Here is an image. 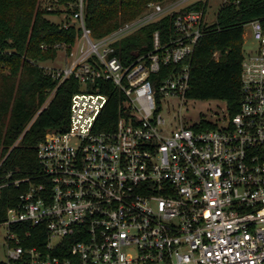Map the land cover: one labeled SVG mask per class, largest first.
<instances>
[{
  "label": "built area",
  "instance_id": "1",
  "mask_svg": "<svg viewBox=\"0 0 264 264\" xmlns=\"http://www.w3.org/2000/svg\"><path fill=\"white\" fill-rule=\"evenodd\" d=\"M188 1L149 2L137 19L96 39L79 0L71 25L81 34L70 63L45 70L58 85L42 110L66 79L80 85L68 127L40 143L35 178L0 176V196L8 185H27L1 223L8 228L2 264H264V16L245 26L256 46L243 50L237 114L228 108L192 126L180 116L173 128L163 102L190 100V60L215 23L209 0L182 11ZM175 13L167 44L156 31L154 50L122 62L123 38ZM179 64L182 70L160 75ZM109 84L126 108L115 129L100 131Z\"/></svg>",
  "mask_w": 264,
  "mask_h": 264
},
{
  "label": "trees",
  "instance_id": "2",
  "mask_svg": "<svg viewBox=\"0 0 264 264\" xmlns=\"http://www.w3.org/2000/svg\"><path fill=\"white\" fill-rule=\"evenodd\" d=\"M172 0H85L86 26L96 39L118 30L141 16L149 2ZM43 8L40 0H0V176L13 173L11 179L36 177L42 167L38 147L51 132L66 130L72 96L80 91L73 77L57 89L43 109L58 81L47 75L42 62L57 57V44L71 51L81 30L76 25L58 24L49 15L65 10L74 15L79 0H49ZM56 5V6H54ZM203 3L185 10L201 9ZM55 8H54V7ZM64 8V9H61ZM167 15L147 24L117 44V55L128 64L138 54L154 50L153 35L161 34L162 44L173 35V19ZM264 16V0H240L221 7L217 21L205 29L190 60V100H224L232 115L242 100L241 70L244 58L245 26ZM184 64L163 66L160 75L182 70ZM110 100L97 122L100 131L115 129L125 111V98L113 84L103 89ZM42 110V111H41ZM41 111V112H40ZM207 128L211 125L205 126ZM27 185H8L0 196V224L7 211L18 203ZM0 264H2L0 262Z\"/></svg>",
  "mask_w": 264,
  "mask_h": 264
},
{
  "label": "rangeland",
  "instance_id": "3",
  "mask_svg": "<svg viewBox=\"0 0 264 264\" xmlns=\"http://www.w3.org/2000/svg\"><path fill=\"white\" fill-rule=\"evenodd\" d=\"M224 0H209V8H208V20L210 22H216L217 15L219 10L221 9V4ZM170 2H176V0H172ZM194 3L193 0L185 2V6ZM40 4L43 8L49 7V0H40ZM56 6V5H54ZM53 6V7H54ZM55 8V7H54ZM64 9V8H61ZM63 12L55 13L49 15V19L58 24H67V22H75L72 16H68L65 10ZM176 11V10H174ZM245 36H244V50L251 51L255 48L256 42L252 36V30L250 26L245 28ZM136 32V31H135ZM133 32V33H135ZM131 33V34H133ZM130 34V35H131ZM66 44H57V57L55 59L42 62L40 65L44 68V70L50 69H62L69 65L70 61L68 59V50ZM72 51V49H71ZM70 52V51H69ZM71 59V58H70ZM163 110L162 115L166 119L169 125H172L173 128L177 127L176 118L183 117L186 121V124L189 126L194 125L199 122L202 118H212L211 115L221 116L223 113L228 112V104L224 100H187L182 104L180 99H166L163 102ZM213 119V118H212ZM225 118L219 123V126L225 125ZM8 228L4 224H0V247L2 248V252H0V260L5 259L4 250L2 243L4 242V237L7 236Z\"/></svg>",
  "mask_w": 264,
  "mask_h": 264
}]
</instances>
